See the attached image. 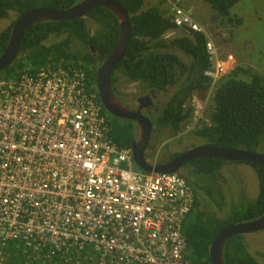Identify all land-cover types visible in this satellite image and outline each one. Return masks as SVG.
Listing matches in <instances>:
<instances>
[{"label": "built area", "instance_id": "built-area-1", "mask_svg": "<svg viewBox=\"0 0 264 264\" xmlns=\"http://www.w3.org/2000/svg\"><path fill=\"white\" fill-rule=\"evenodd\" d=\"M167 1L176 27L167 37L186 27L208 37L212 95L237 59L181 0ZM193 107V127L208 121L201 101ZM195 200L180 174L144 171L132 146L115 142L83 71L0 73V264L15 242L36 264H212L187 258L183 229Z\"/></svg>", "mask_w": 264, "mask_h": 264}, {"label": "trees", "instance_id": "trees-1", "mask_svg": "<svg viewBox=\"0 0 264 264\" xmlns=\"http://www.w3.org/2000/svg\"><path fill=\"white\" fill-rule=\"evenodd\" d=\"M80 1L0 0V21L8 18L11 12L17 14L18 18L37 8L67 10ZM119 1L129 12L131 33L125 57L112 74L113 89L116 94H123L117 83L120 74L125 76L126 82L135 84L139 93L145 91L143 94L149 90L164 94L176 87L167 104L162 105L157 99L153 102L157 110L152 115L154 123L160 126L159 130L168 128L176 136L181 132L183 123L194 116L195 109L191 102L193 92L212 86L211 78L205 75L212 66L207 52L208 37L203 32L189 30L167 37L176 27L169 8H162L167 4L166 0L149 6H146L147 0ZM239 1L205 0L218 16L228 21H233L232 11ZM88 20L96 26L95 32H92ZM239 20L242 21L241 18ZM14 23L0 32V56L9 42ZM52 35L63 38L56 44H46ZM119 37V20L105 7H95L86 17L36 23L25 30L15 62L0 73L16 78L22 73H37L61 65L83 71L89 83L97 88V69L114 50ZM74 41L86 49H73ZM215 85L206 115L208 121L201 120L194 134L209 145L264 154V75L236 66ZM108 119L115 142L120 146H131L133 127L130 130L116 123L117 120ZM226 163L231 162L218 159L188 162L186 165L192 167L190 180L195 181L194 185L181 175L193 186L196 196L183 229L188 243L187 258L193 262L212 263L211 245L226 226L252 221L264 214V169L249 162L240 163L249 164L259 178V194L255 199H242L233 206L227 218L201 207V199L196 191L199 187L213 203L219 206L223 203V192L216 179ZM5 254L7 264H36L28 263L27 252L24 253L23 246L17 242L10 243L5 248ZM224 259L226 264L258 263L245 244L244 234H236L227 241Z\"/></svg>", "mask_w": 264, "mask_h": 264}, {"label": "rangeland", "instance_id": "rangeland-1", "mask_svg": "<svg viewBox=\"0 0 264 264\" xmlns=\"http://www.w3.org/2000/svg\"><path fill=\"white\" fill-rule=\"evenodd\" d=\"M160 0H147L146 6L157 5ZM182 6L190 11L194 19L206 30V33L217 43L224 54L232 53L237 59L238 66H243L252 71H258L264 75V0H240L232 12V20L228 21L217 15L205 0H181ZM168 9V5L162 6ZM17 18V14L10 13V16L0 21V32L9 27ZM242 19L240 21L239 19ZM92 32H95L96 26L91 20H88ZM178 31L176 35L182 34ZM63 36L52 35L46 40V44H56L62 40ZM73 49L86 47L77 41L72 44ZM180 54V53H179ZM119 74V72H117ZM122 78L123 87L128 85L125 76ZM134 84H132L133 88ZM179 87V86H178ZM171 88L167 93H156L148 91L146 94L153 95L154 102L157 99L162 105L167 104L175 91ZM145 92V91H144ZM143 92V93H144ZM142 93V91H141ZM208 89H201L193 92L191 97L192 105L194 99L201 101L205 105V116L212 103V95H208ZM209 96V97H208ZM107 114V113H106ZM109 117V116H108ZM116 123H119L115 121ZM193 120L183 123L181 132L176 136L169 132L162 131L151 150V156L158 162L166 161L173 153H180L183 150V144L198 145L206 143L204 139L194 134ZM201 124V123H200ZM121 125V124H120ZM193 138H189V135ZM226 162V161H225ZM186 171L179 173L186 176ZM217 182L223 192V203L216 205L206 196V193L196 189L201 199V207H207L209 210L216 212L220 217L227 218L233 206L242 199H255L259 194V178L255 170L247 163L232 161L226 163L217 177ZM195 182V181H194ZM194 185L193 182H191ZM205 185H208L206 181ZM204 205V206H203ZM245 244L249 251L256 258L258 263L264 262V229L244 234Z\"/></svg>", "mask_w": 264, "mask_h": 264}, {"label": "water", "instance_id": "water-1", "mask_svg": "<svg viewBox=\"0 0 264 264\" xmlns=\"http://www.w3.org/2000/svg\"><path fill=\"white\" fill-rule=\"evenodd\" d=\"M95 7H105L111 10L118 18L120 24L119 40L108 56L97 69L98 91L105 109L114 117L133 119L140 121L143 128L138 141L132 142L133 155L136 165L144 171L155 173H175L185 162L196 159H218L221 161L249 162L261 166L264 169V154L259 151H245L243 149L222 148L207 143L194 147L187 153H183L171 162L163 165L149 163L145 158V149L149 142L152 128V120L142 113L120 101L113 89L112 74L119 63L124 59L127 45L130 39L131 23L128 10L119 0H81L67 10L56 8H37L19 16L14 23L9 42L5 51L0 56V71L11 66L20 53L22 37L30 26L46 21H67L75 18L86 17ZM185 29L190 30L186 27ZM149 97L141 99V107H145ZM153 103L152 100H150ZM264 229V214L252 221L232 223L226 226L216 237L210 248L212 264H226L224 248L227 241L236 234H248ZM255 264H264L255 263Z\"/></svg>", "mask_w": 264, "mask_h": 264}, {"label": "flooded vegetation", "instance_id": "flooded-vegetation-1", "mask_svg": "<svg viewBox=\"0 0 264 264\" xmlns=\"http://www.w3.org/2000/svg\"><path fill=\"white\" fill-rule=\"evenodd\" d=\"M121 75V74H120ZM122 78L120 79V77H119V79L117 80V83H118V85H119V87H118V89L119 90H121L122 92H123V94H120V93H118L117 92V94H116V96H117V98L120 100V101H122L125 105H127V106H129V107H132V108H134L135 110H142V113L144 114V115H146L147 117H149V118H151V120H152V122H153V124H152V128H151V133H150V137H149V142H148V144H147V146H146V149H145V158H146V160L149 162V163H151V164H155V165H163V164H167V163H169V162H171L172 160H174L175 158H177L178 156H180L181 154H183V153H187L188 151H190L191 149H193L194 147H196V146H199L197 143H196V145H192L190 148L189 147H186L187 145H190V144H181V145H183L182 147H183V150H180V153L179 152H177V153H173V155L170 157V158H168L166 161H161V162H158L157 160H154L153 158H152V156H151V150H152V148L153 147H155L154 146V144H155V142H156V140L158 139V136H159V134L162 132V131H164V130H166V131H168L169 132V136L172 134L173 135V133L171 132V130L170 129H168V128H163V129H161V130H159V128L158 127H160V126H158L157 127V124L156 123H154V116H152L153 114H154V112H156L155 110H157V107L155 106V103H149V102H151L150 100H152V102H154V98H152V96L151 95H148V94H143V93H139L138 91H137V87H136V85L134 84V86H133V88H132V83H129L128 85H125V87H123V82H122ZM97 87H98V85H97ZM149 97L150 98V100H148L147 99V104H145V107H141V104L143 103L142 101H141V99L142 98H144V97ZM156 101V100H155ZM106 113H107V115L109 116V118H111V119H115V120H117L121 125H123V126H125V127H128V129H130L131 130V128L133 127V129H134V136L133 137H131L130 139H131V144H132V142H135V141H138V138H139V135H140V132H141V130H142V128H143V126H142V124H141V122L139 121H134L133 119H122V118H116V117H114V116H112L107 110H106ZM174 136V135H173ZM189 138H193L192 136H191V134L189 135ZM132 146V145H131ZM193 161V160H192ZM188 162H190V161H188ZM188 162H185L177 171H176V173H182V172H184V171H186L187 173H186V176L187 177H185V178H188L189 179V181L190 182H194V181H192V180H190L192 177H190L191 176V171H192V167L191 166H189V165H186ZM232 224V223H231Z\"/></svg>", "mask_w": 264, "mask_h": 264}, {"label": "bare ground", "instance_id": "bare-ground-1", "mask_svg": "<svg viewBox=\"0 0 264 264\" xmlns=\"http://www.w3.org/2000/svg\"><path fill=\"white\" fill-rule=\"evenodd\" d=\"M167 1V0H166ZM167 4H168V6L170 7V4H169V2L167 1Z\"/></svg>", "mask_w": 264, "mask_h": 264}]
</instances>
